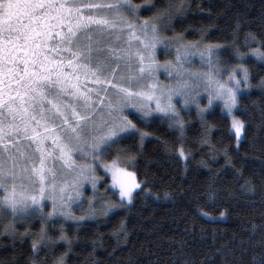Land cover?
Wrapping results in <instances>:
<instances>
[{
	"label": "snow or ice",
	"instance_id": "1",
	"mask_svg": "<svg viewBox=\"0 0 264 264\" xmlns=\"http://www.w3.org/2000/svg\"><path fill=\"white\" fill-rule=\"evenodd\" d=\"M138 7L131 0H0V223L9 222L2 231L15 233L17 221L30 225L38 218L40 239H51L47 236L50 218L95 217L96 169L79 163L76 154L102 161L126 137L138 132L142 141L146 133L134 120L147 121L153 113L167 116L170 126H179L182 132L176 97L184 107L195 104L198 113L203 111L201 91L207 94L204 108L221 101L232 116L231 129L240 138L244 125L233 109L241 81L244 88L250 86L248 68L242 63L230 65L227 77L221 79L213 62L218 45L200 49L184 44L182 36L175 38V63L159 65L155 59L158 25L152 20L135 23ZM162 14L154 13L153 19ZM255 39L246 35V41ZM258 43L260 47L249 52L264 60V41ZM192 47H197L192 54L207 63L208 71L183 67ZM234 52L238 58L246 55L239 48ZM157 67H164L172 78L168 84L156 77ZM260 86L264 88V77ZM128 108L138 115L125 114ZM103 167L121 198L118 203L99 201V214L107 215L125 207V201L132 202L133 190L141 184L134 172L119 166L118 157ZM85 181L94 193L89 207L82 209L84 215L76 216L71 205L81 196ZM207 194L212 198L219 193L210 185ZM168 195L164 193L165 198ZM45 200L51 202L47 211ZM59 227L58 238L66 239L62 222ZM32 248L37 249V241ZM54 264H64L63 257ZM256 264H264V254Z\"/></svg>",
	"mask_w": 264,
	"mask_h": 264
},
{
	"label": "trees",
	"instance_id": "2",
	"mask_svg": "<svg viewBox=\"0 0 264 264\" xmlns=\"http://www.w3.org/2000/svg\"><path fill=\"white\" fill-rule=\"evenodd\" d=\"M131 3L139 6L135 23L152 20L158 25L165 46L158 58H169L170 43L182 36L184 43L218 45L224 64L242 62L248 68L251 88L238 96L235 111L244 124L242 140L235 145L229 119L218 107L206 113L182 110V132L160 115L134 120L146 133L143 140L138 132L130 135L102 159L106 163L118 157L119 165L136 174L141 188L133 191V201L107 215L96 208L97 215L84 220L50 218L51 239H40L38 218L30 225L17 221L15 233L2 231L9 223L5 220L0 223V264H54L60 257L64 264H256L264 254V60L249 52L264 41V0ZM157 12L163 14L153 19ZM125 15L131 18L128 11ZM249 33L256 39L246 41ZM235 48L246 55L236 57ZM96 176V196L118 203L117 191L99 167ZM210 185L219 193L212 198ZM89 193L86 188L80 202L71 205L76 216L88 208L82 199ZM61 222L66 239L58 238Z\"/></svg>",
	"mask_w": 264,
	"mask_h": 264
},
{
	"label": "rangeland",
	"instance_id": "3",
	"mask_svg": "<svg viewBox=\"0 0 264 264\" xmlns=\"http://www.w3.org/2000/svg\"><path fill=\"white\" fill-rule=\"evenodd\" d=\"M176 43H177V41L174 42V43H170V46L168 45V46H169V58H166V59L163 60V59L158 58V56H157V52H158V50H159V52H160V51H163V49H165V48H164L165 46H162V39L160 38V42L156 45V50H155V59H156V61H157V63H158L159 65L174 64V63H175V56H176L175 48H176ZM183 43H184V42H183ZM184 44H186V45H196V46H198V48H200V49H202L203 47L206 46V45H201V44H199V43H184ZM160 46H162V47H160ZM220 48H221V47L218 46V47L215 49V57H214L213 62L216 64V67L219 68L220 73H221V77H220V78L223 79V78H226V77H227V71H226V69H227L228 66H230V65H234V64H237V63H242V62H236V63H233V64H224L223 61L221 60V56H220ZM189 51H190V55L188 56V59L184 62L183 67H184L185 69H188V70H190V71H194V72H204V71H208V65H207V63L203 62L198 54H192V53H196V52H197V47H192V48H190ZM159 52H158V53H159ZM251 55H252V54H251ZM242 64H243V63H242ZM137 70H138V65H137ZM237 74L239 75V71H237ZM155 75H156V77L159 78V81L162 82L163 84H168V83L172 80V78H170V77L168 76V73L165 71V68H164V67H157L156 70H155ZM249 85H250V86H249L248 88H244V87H243V81H241V88L237 91V101H238V96H239L240 94L245 93V92H247V91L250 90V88H251V84H250V82H249ZM89 86L91 87L92 84L89 83ZM199 100H200L201 108L203 109L202 113H206V112L212 110V108H214V107H218V108H219V109H220V110H221V111H222V112L228 117L229 122H230V130H231V132L233 133L234 138H235V145L238 146L239 143H240V141H241L242 138H243V128H242V131H241V136H240V138H237V137L235 136V130H234V129H231V120H232V116H229L228 113H227V111L223 109L222 102L219 101V100H216V101L213 102V104H212L211 106H209V107H207V108H204V105L207 104V94L204 93L203 91L200 92ZM178 101H179V97H176V98H174V101H173V102L176 103V107H177V109L179 110L180 117H181V111L184 110V109L193 108V109H196V110H197L195 104H190V105H188L187 107H184V106H182ZM237 105H238V103H237ZM236 108H237V106L233 109V115H234L237 119H239V118L236 116V114H235ZM131 111H134V112H135V109H132V108L125 109V113H127V112H131ZM197 111H198V110H197ZM153 115H160V116H163L164 118H167V116H164V115L161 114V113H153ZM167 119H168V118H167ZM239 120H240V119H239ZM169 123H170V121H169ZM243 125H244V124H243ZM173 126H176V125H173ZM112 151H113V148H112V150H111L110 152L105 153L104 156H106L107 154L111 153ZM76 159H77V161H78L79 163H88V164H91L95 169L99 167V169L103 170L104 173L109 177V179H110V181H111V175H110V173H108V172L106 171V169L103 167L104 162H102V161H94V160L91 159V157H82V156H80L78 153L76 154ZM102 159H103V158H102ZM111 162H112V161H111ZM111 162H106V163H111ZM52 164H53V166H55L56 161H53ZM119 166H120V167H123V166H121V165H119ZM129 171H130V170H129ZM68 180H69V183H70V182H71V178L69 177ZM136 180H137V179H136ZM98 181H99V180L97 179V187H98ZM137 182H138V181H137ZM110 187H111V183H110ZM86 188H89V189H90V193L87 195V198H83V197H82V198H83L82 200L87 201L86 204H87L88 207H89V203H88V201H89V198L92 197V196H91V193H94V190H93L91 184H90L89 182L85 181L84 184H83V186H82V189H81L82 194H83V191H84ZM114 190L117 191V194H118V190H117V189H114ZM134 190H135V189H134ZM134 190H133V191H134ZM0 195H2V193H0ZM118 196H119V194H118ZM119 198H120V197H119ZM78 199H79V198H78ZM78 199H77V200H78ZM80 199H81V198H80ZM120 199H121V198H120ZM77 200L73 201V203H76ZM100 200H101V199L98 198V197L96 196V199H94V200L92 201V206L95 207V208H100V203H99ZM43 202H44V203L46 202V203L49 205V207H51V202H50V201L45 200V201H43ZM78 202H80V200H79ZM78 202L76 203V205L78 204ZM73 203H72V204H73ZM125 203H129V202L125 201ZM85 209H87V208H85Z\"/></svg>",
	"mask_w": 264,
	"mask_h": 264
}]
</instances>
